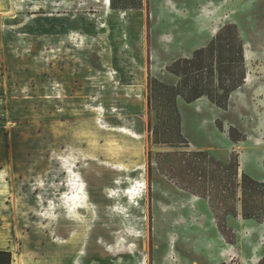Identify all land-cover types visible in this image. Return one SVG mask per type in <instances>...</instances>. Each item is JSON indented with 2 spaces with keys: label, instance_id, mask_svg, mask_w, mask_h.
Returning <instances> with one entry per match:
<instances>
[{
  "label": "rangeland",
  "instance_id": "1",
  "mask_svg": "<svg viewBox=\"0 0 264 264\" xmlns=\"http://www.w3.org/2000/svg\"><path fill=\"white\" fill-rule=\"evenodd\" d=\"M0 251L264 264V0H0Z\"/></svg>",
  "mask_w": 264,
  "mask_h": 264
},
{
  "label": "bare ground",
  "instance_id": "2",
  "mask_svg": "<svg viewBox=\"0 0 264 264\" xmlns=\"http://www.w3.org/2000/svg\"><path fill=\"white\" fill-rule=\"evenodd\" d=\"M109 1V0H108ZM106 2H107V0H106ZM127 180V179H126ZM125 182V181H124ZM126 184V186H125V188H124V190H123V193H124V191H125V189L126 188H128V186L130 185V186H132V191L134 192V194L135 193H137V195H135V197H134V199H133V201H130L128 198V195H130L129 193H127L126 192V194L124 193V197L126 198V200L128 201V203L133 207V208H138V206H139V204H140V202H142L144 199H145V197H146V187H145V185H140L141 184V182L139 181V180H135V181H133V182H130V183H125ZM79 189H81V187L79 186L78 188H77V190H79ZM80 193H82V192H79L78 194H80ZM132 193V192H131ZM77 194V195H78ZM133 194V193H132ZM74 195V194H73ZM72 195V196H73ZM113 196H115V194L113 195ZM132 198V197H131ZM79 209H86L87 210V207H86V204H85V201L83 200V198L82 197H80V198H75V197H73L72 199H71V203H70V205H69V211H71V212H75V211H78Z\"/></svg>",
  "mask_w": 264,
  "mask_h": 264
},
{
  "label": "trees",
  "instance_id": "3",
  "mask_svg": "<svg viewBox=\"0 0 264 264\" xmlns=\"http://www.w3.org/2000/svg\"><path fill=\"white\" fill-rule=\"evenodd\" d=\"M10 254L6 251H0V264H11Z\"/></svg>",
  "mask_w": 264,
  "mask_h": 264
}]
</instances>
